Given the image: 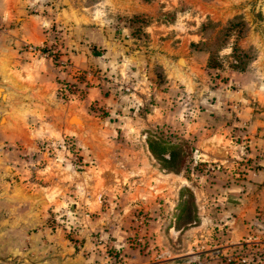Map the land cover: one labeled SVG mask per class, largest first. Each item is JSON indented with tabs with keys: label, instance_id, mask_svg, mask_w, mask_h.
Segmentation results:
<instances>
[{
	"label": "rangeland",
	"instance_id": "obj_1",
	"mask_svg": "<svg viewBox=\"0 0 264 264\" xmlns=\"http://www.w3.org/2000/svg\"><path fill=\"white\" fill-rule=\"evenodd\" d=\"M43 11L46 41L11 46L64 73L51 99L62 117L46 118L77 127L0 137V185H28L60 204L20 235L41 233L50 248L60 234L102 264H264V218L253 225L258 238L226 243L237 195L263 168V151L252 154L243 138V110L264 89V0H44ZM78 54L89 56L86 71L73 67ZM91 87L100 97L78 107ZM172 155L184 160L179 170ZM36 212L21 208L20 219ZM29 247L25 237L20 251Z\"/></svg>",
	"mask_w": 264,
	"mask_h": 264
},
{
	"label": "crops",
	"instance_id": "obj_2",
	"mask_svg": "<svg viewBox=\"0 0 264 264\" xmlns=\"http://www.w3.org/2000/svg\"><path fill=\"white\" fill-rule=\"evenodd\" d=\"M43 2L44 0H0V90L2 89L6 95L5 100L0 99V104L7 106L0 116L2 141L12 142L17 141L16 139L25 141V137L29 138L31 135L34 139H47L51 137L50 129H63V131L72 132L77 127L68 125L65 121L61 123L58 119L49 120L46 118L47 115L57 112L59 118L62 117L59 109L52 108L51 99L58 87L57 80L66 78L64 73L58 72L47 60L35 62L28 56L26 57L28 61H24L22 57L14 54V49L11 46L12 44L38 46L46 41L49 35L50 21L44 11L42 12ZM58 16H61V13ZM257 47L264 48L259 44ZM131 58L133 65L140 61L136 51L131 54ZM88 60V55L78 54L73 58L74 69L81 72L86 71ZM96 78L91 84L98 83ZM99 95L97 87L88 88L86 99L81 101L78 107H81L84 102L97 100ZM261 98L262 104L259 103ZM251 99L258 101V104L255 105L253 102L250 108L244 106L243 112L250 114V124L243 138L248 139L247 143L252 144V151H254L252 154L255 155L256 152L258 155L263 151L262 157L264 158V89L262 92L258 91L257 95L252 96ZM254 106L256 107L254 108ZM258 163L263 168L257 170L255 176L251 178L252 184L246 183L247 193L240 192V195H237L238 213L232 220L234 234L226 242L230 244L229 248L235 245L239 238L255 236L256 233H259L254 226L260 225L264 218V185L260 186L264 182V159ZM254 183L255 185H253ZM35 193H38L37 198H34ZM25 195L31 197L30 200H25ZM35 201H37L36 206L34 205ZM1 206L6 208V211L5 217L0 216V264H102L93 260H85L82 250L70 247L65 237L60 234H54L53 245L50 248L43 244L45 241H42L41 233L20 235V225L22 228L25 226L28 228L41 219L40 212L43 209L60 207L56 200L54 201L44 192H38L28 185L16 184L9 187L0 185ZM21 208L37 209L38 216L20 219L19 210ZM195 230L192 228L189 233L192 235ZM25 237H27L30 246L26 252L20 251V245ZM197 253L202 252L198 251ZM138 264L163 263L156 260Z\"/></svg>",
	"mask_w": 264,
	"mask_h": 264
},
{
	"label": "trees",
	"instance_id": "obj_3",
	"mask_svg": "<svg viewBox=\"0 0 264 264\" xmlns=\"http://www.w3.org/2000/svg\"><path fill=\"white\" fill-rule=\"evenodd\" d=\"M206 51H210L208 48L207 49H204ZM233 52L237 54V59H240L241 57H244V59H248V52L247 51H242L241 49H238V48H234L233 49ZM211 61H213L214 59H210ZM210 67H215V64H211ZM173 148H176V147H173ZM150 151H152L153 153V150H152V146L150 145ZM166 148H162V150H165ZM170 162H174V164H176L175 167H177L179 170L180 167H182V165L184 164V160L182 158H179L178 156H170ZM166 164L169 163V161H166V160H163Z\"/></svg>",
	"mask_w": 264,
	"mask_h": 264
},
{
	"label": "bare ground",
	"instance_id": "obj_4",
	"mask_svg": "<svg viewBox=\"0 0 264 264\" xmlns=\"http://www.w3.org/2000/svg\"><path fill=\"white\" fill-rule=\"evenodd\" d=\"M180 63H181V64H184L183 59L181 60ZM1 94H2V92H1V90H0V97H2Z\"/></svg>",
	"mask_w": 264,
	"mask_h": 264
},
{
	"label": "water",
	"instance_id": "obj_5",
	"mask_svg": "<svg viewBox=\"0 0 264 264\" xmlns=\"http://www.w3.org/2000/svg\"><path fill=\"white\" fill-rule=\"evenodd\" d=\"M181 60H182V59L180 58V59L178 60V63H180V62H181ZM3 95H4V94H2V96H3ZM0 99H1V97H0Z\"/></svg>",
	"mask_w": 264,
	"mask_h": 264
},
{
	"label": "built area",
	"instance_id": "obj_6",
	"mask_svg": "<svg viewBox=\"0 0 264 264\" xmlns=\"http://www.w3.org/2000/svg\"><path fill=\"white\" fill-rule=\"evenodd\" d=\"M244 261L242 260V263H243Z\"/></svg>",
	"mask_w": 264,
	"mask_h": 264
}]
</instances>
